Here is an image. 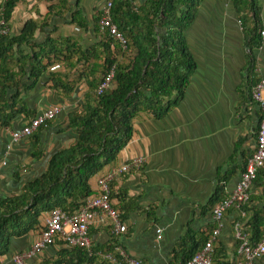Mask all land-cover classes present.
<instances>
[{
  "label": "crops",
  "instance_id": "obj_1",
  "mask_svg": "<svg viewBox=\"0 0 264 264\" xmlns=\"http://www.w3.org/2000/svg\"><path fill=\"white\" fill-rule=\"evenodd\" d=\"M105 1L78 0L75 4L68 0L62 5L58 0H19L2 23L9 36L18 35L27 21L38 28L28 45L14 47L0 61V201L18 198L25 184L44 173L52 155L72 145L67 115L79 112L90 93L93 84L88 72L93 59L79 61L78 54L67 51L96 47L100 32L93 20L99 19ZM139 2L134 0L136 5ZM256 3L264 26V0ZM195 11L185 32L195 68L182 99L159 119L146 111L137 112L129 142L88 180L93 194L99 176L135 157L144 158L140 166L115 176L109 184L111 204L120 211L125 227L119 242L115 241L142 264H181L183 251L202 246L215 226L208 200L216 185L223 181V192L229 194L255 147L260 112L251 101L249 86L264 79V44L253 49V69L247 75L245 35L253 26L252 17L247 15L240 24L232 0H200ZM73 12L84 25L69 22ZM34 53L42 56L39 60L44 65L36 76L29 70ZM53 106L61 110L49 124L12 141V132ZM37 152L42 153L39 158H35ZM250 192L258 196V206L264 207V181L251 185ZM45 216L38 217L36 229L8 239L0 264H12L11 255L31 246ZM222 218L213 246L221 244L227 259L236 263V211L228 208ZM88 237L94 253L113 246L107 223L90 225ZM61 248L62 243L56 241L29 264H52L63 254ZM62 257L68 260V255Z\"/></svg>",
  "mask_w": 264,
  "mask_h": 264
},
{
  "label": "trees",
  "instance_id": "obj_2",
  "mask_svg": "<svg viewBox=\"0 0 264 264\" xmlns=\"http://www.w3.org/2000/svg\"><path fill=\"white\" fill-rule=\"evenodd\" d=\"M0 1V21L3 23L8 20L19 0ZM58 1L66 5L68 0ZM77 1L74 0L75 4ZM199 1L140 0L136 5L134 0H111V19L123 34L125 47L107 32H100L96 47L85 52L75 48L72 52L67 51L68 54H78L76 60L79 61L93 59L88 72L93 86H90V93L86 95L81 110L67 115V128L74 137L72 145L52 155L47 160L44 173L25 184L18 198L0 201V256L6 253L9 238L23 236L36 229L38 217L42 213L53 209L73 213L83 205L84 200L92 195L88 180L116 159L131 139L132 120L137 112L146 111L159 119L180 102L195 68L185 32L195 17ZM232 2L239 14L240 24L244 23L247 15L253 21L250 33L245 35L248 49L246 72L249 75L254 63L253 49L261 45L259 32L264 26L259 20L260 10L256 0ZM69 18L71 24L84 25L77 12L71 13ZM97 20H93L95 29ZM36 28L38 25L35 22L27 21L16 36L0 34V61L14 47L28 45ZM46 41L49 43L51 40ZM40 58L41 55L34 53L33 63L29 67L32 76L38 75L44 68ZM111 67L113 74L108 86L96 94L95 89ZM257 80L250 83L249 91ZM10 106L13 104L5 105V110ZM41 155V152H37L35 158ZM261 180L264 181V169L259 168L252 185L256 186ZM223 184L222 181L216 185L208 200L211 207L226 196ZM257 201L258 196L250 192L247 201L240 207L244 215L240 216L235 210L238 217L235 222L241 224L252 244L264 240V207H259ZM201 247L183 251L181 264H185ZM66 249L61 248V252L68 255V260L61 259L62 254L52 264H115L101 259L91 249V254L82 249ZM261 263L264 264V256ZM212 264H238V261L230 262L224 247L218 244L214 247Z\"/></svg>",
  "mask_w": 264,
  "mask_h": 264
},
{
  "label": "built area",
  "instance_id": "obj_3",
  "mask_svg": "<svg viewBox=\"0 0 264 264\" xmlns=\"http://www.w3.org/2000/svg\"><path fill=\"white\" fill-rule=\"evenodd\" d=\"M111 0H106L97 22L99 32H107L116 39L121 46L125 47L126 40L112 22L110 15ZM1 22V21H0ZM2 24V22H1ZM0 34H7V29L1 27ZM264 44V28L259 32ZM260 46V45H259ZM113 74L111 67L105 74L102 82L95 89L96 94H100L110 82ZM251 101L254 102L260 112V119L257 124L255 134V147L251 155L245 160L243 169L240 171L238 180L232 190L216 202L211 207V216L215 221V226L211 230L208 239L201 249L195 252L185 264H212L214 252V242L217 239L223 226V214L228 208L237 210L240 216L244 212L240 210L250 193L252 180L259 168L264 169V79H258L249 91ZM57 106L50 107L32 117L26 126L19 131L10 134L12 141H17L22 137L29 136L38 127H45L46 122L51 121L60 112ZM142 156L135 157L128 162H123L116 167H112L103 175L96 179V191L88 196L83 205L73 213H64L59 209H53L46 213L43 220L42 229L31 246L20 253L10 256L12 264H29V261L38 255L43 249L52 246L56 241H60L64 248H76L90 252V240L88 228L93 223H107L113 238V246L110 250L97 253L101 259L109 260L115 264H142L141 260L129 256L120 245L119 238L125 233V227L121 222L120 211L113 207L110 201V181L121 173L127 172L131 167L140 166ZM235 237L239 241L237 252L239 256L238 264H262L261 258L264 256V240L254 244L249 241L248 235L242 230L239 222H235ZM117 240L118 242H116Z\"/></svg>",
  "mask_w": 264,
  "mask_h": 264
}]
</instances>
